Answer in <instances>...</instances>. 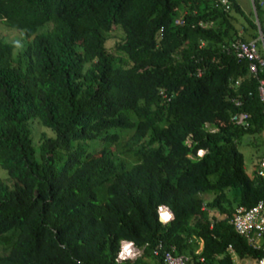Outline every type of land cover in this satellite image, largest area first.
Segmentation results:
<instances>
[{"label": "trees", "instance_id": "obj_1", "mask_svg": "<svg viewBox=\"0 0 264 264\" xmlns=\"http://www.w3.org/2000/svg\"><path fill=\"white\" fill-rule=\"evenodd\" d=\"M233 8L257 29L235 0H0L1 20L28 39L16 59L0 36V264H151L158 240L194 264H233L228 243L264 254L229 220L264 201V175L248 174L238 148L264 130V66L254 76L223 49L246 40ZM31 119L53 134L35 144ZM121 239L142 254L117 261Z\"/></svg>", "mask_w": 264, "mask_h": 264}, {"label": "built area", "instance_id": "obj_2", "mask_svg": "<svg viewBox=\"0 0 264 264\" xmlns=\"http://www.w3.org/2000/svg\"><path fill=\"white\" fill-rule=\"evenodd\" d=\"M222 4L228 8L230 0H219ZM260 4H264V0H258ZM254 3V0H253ZM255 5V3H254ZM178 22H182V19H177ZM201 25L206 22L199 20ZM264 45V43H263ZM222 47L227 52H233L239 58L249 60V71L258 77V71L260 66H264V51L260 52L257 45V39L243 40L241 38H235L230 42H224ZM259 79V94L264 102V78ZM239 83V79L235 80V84ZM233 100L237 105L242 103V99L239 96H234ZM232 119L236 124L247 128L250 125V114L248 111L240 110L232 115ZM202 150V149H198ZM198 154H202L199 153ZM256 173L258 175H264V156L260 158ZM168 212L169 216L163 221H168L173 216L171 208L166 204H160L158 206V213L160 217L164 216V213ZM230 222L233 224L235 230L243 235L254 248H262L264 251V201L259 200L250 207L240 208L234 216L230 217ZM144 246H138L133 241L127 239H121L120 247L116 255L117 261H122L126 258H136L143 252ZM226 250L230 255L233 264H264V254L252 259L249 257H239L234 246L228 243ZM152 253L154 255L153 264H194L192 255L180 251L175 243L169 245L163 240H158L152 247ZM203 259L202 257L200 258Z\"/></svg>", "mask_w": 264, "mask_h": 264}, {"label": "rangeland", "instance_id": "obj_3", "mask_svg": "<svg viewBox=\"0 0 264 264\" xmlns=\"http://www.w3.org/2000/svg\"><path fill=\"white\" fill-rule=\"evenodd\" d=\"M244 13L252 20H254L257 23V29L255 27L251 26L248 20L245 18V16L240 13L239 11L235 10L234 8L231 10V22L234 27H236L238 30L239 28H243V31L241 32V35H252L255 32H258L257 37V45L260 49V51H264V45L263 40L260 36L259 28L264 29V4H260L258 1V5L255 7L253 0H235ZM227 23L225 21L221 22V28L223 29ZM230 31H233L231 29ZM240 34V32H239ZM0 36H2L6 40H11L16 43L14 56L17 59L19 55H23V50L26 49L28 45V39L24 36L23 32L20 31L17 28L10 27L6 25L0 18ZM251 36V37H252ZM121 37V30L113 25V28L109 31V36L106 40V44L108 46H115V43L119 38ZM238 38L240 36H237ZM236 37V38H237ZM209 127H213L210 123H207ZM29 127L31 131V136L33 138V141L35 144H38L39 141L42 140L44 136L52 135V130L43 125L38 119H31L29 121ZM126 136H123L125 138ZM238 148L240 151H242L244 156V163H245V169L248 172V174L253 175L256 172V168L258 165V162L261 157L264 156V130L258 133H254L251 136V139L248 140L247 138H241L238 140ZM199 153H203L204 149L199 150ZM7 171L0 165V179L6 180L10 182ZM235 191L231 189L230 195ZM205 198V200H209L213 197V193L207 192L202 194ZM202 248V242L200 240H196V244L194 247L195 252H199ZM2 248L0 247V251ZM134 259V258H131ZM145 260H150V263L153 264L154 261H152L151 258L145 257Z\"/></svg>", "mask_w": 264, "mask_h": 264}, {"label": "crops", "instance_id": "obj_4", "mask_svg": "<svg viewBox=\"0 0 264 264\" xmlns=\"http://www.w3.org/2000/svg\"><path fill=\"white\" fill-rule=\"evenodd\" d=\"M243 28H244V26L242 27V28H239V32H240V35H241V32L243 31ZM252 35H247V34H245L244 35V39H252L253 38V36L251 37ZM247 139H249V138H247Z\"/></svg>", "mask_w": 264, "mask_h": 264}, {"label": "water", "instance_id": "obj_5", "mask_svg": "<svg viewBox=\"0 0 264 264\" xmlns=\"http://www.w3.org/2000/svg\"><path fill=\"white\" fill-rule=\"evenodd\" d=\"M259 31H260V36L262 38L263 36V31L261 30V28H259ZM250 136L248 135L247 138H249ZM159 219L162 221V217H159Z\"/></svg>", "mask_w": 264, "mask_h": 264}, {"label": "bare ground", "instance_id": "obj_6", "mask_svg": "<svg viewBox=\"0 0 264 264\" xmlns=\"http://www.w3.org/2000/svg\"><path fill=\"white\" fill-rule=\"evenodd\" d=\"M168 216H169L168 212H165V213H164V216H162V219H165L164 217L167 218Z\"/></svg>", "mask_w": 264, "mask_h": 264}, {"label": "clouds", "instance_id": "obj_7", "mask_svg": "<svg viewBox=\"0 0 264 264\" xmlns=\"http://www.w3.org/2000/svg\"><path fill=\"white\" fill-rule=\"evenodd\" d=\"M201 149V148H200ZM164 204V203H163ZM167 205V204H166ZM172 210V209H171ZM173 212V211H172ZM159 214V213H158ZM159 217H160V215H159ZM173 217V216H172ZM171 217V218H172ZM170 220V219H169ZM163 221V220H162ZM163 222H165V221H163ZM127 240H129V241H133V240H130V239H127ZM133 243H134V241H133Z\"/></svg>", "mask_w": 264, "mask_h": 264}]
</instances>
